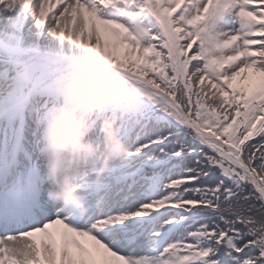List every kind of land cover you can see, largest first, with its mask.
I'll use <instances>...</instances> for the list:
<instances>
[{
  "label": "snow or ice",
  "instance_id": "snow-or-ice-1",
  "mask_svg": "<svg viewBox=\"0 0 264 264\" xmlns=\"http://www.w3.org/2000/svg\"><path fill=\"white\" fill-rule=\"evenodd\" d=\"M83 88L127 144L86 211L51 194ZM0 264H264V0H0Z\"/></svg>",
  "mask_w": 264,
  "mask_h": 264
},
{
  "label": "clouds",
  "instance_id": "clouds-1",
  "mask_svg": "<svg viewBox=\"0 0 264 264\" xmlns=\"http://www.w3.org/2000/svg\"><path fill=\"white\" fill-rule=\"evenodd\" d=\"M74 104L69 122L70 130L62 134L54 126L50 133L53 147L61 153L58 165L55 159L52 161L55 187L51 194L81 211H86L87 202L82 198V193L74 190V186L78 182L76 177L91 173L93 160L89 154L95 153V163L100 169L97 181L101 182L114 161L126 158L127 144L119 138L116 124L111 118L102 125L105 135L100 143L90 144L86 129L91 112L96 107L95 95L87 88L79 89L74 93ZM82 110L85 112L83 117Z\"/></svg>",
  "mask_w": 264,
  "mask_h": 264
}]
</instances>
